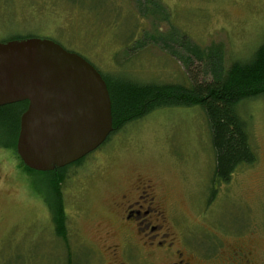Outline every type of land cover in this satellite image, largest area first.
Listing matches in <instances>:
<instances>
[{
    "label": "rangeland",
    "instance_id": "obj_1",
    "mask_svg": "<svg viewBox=\"0 0 264 264\" xmlns=\"http://www.w3.org/2000/svg\"><path fill=\"white\" fill-rule=\"evenodd\" d=\"M135 1L142 3L0 0V42L51 40L108 78L188 85L176 58L152 45L138 53L132 49L131 40L143 31L153 34L155 25L138 13ZM153 1L164 7L168 21L158 23L159 33L173 27V36L202 49L220 46L225 66L247 59L263 41L264 0ZM151 9L145 4L143 13ZM193 68H199L197 81L203 80L202 67L193 63L190 75ZM236 111L256 160L237 167L226 182L214 180V151L199 107L158 109L110 134L79 166L67 169L60 238L47 204V179L26 172L13 150L0 147V264H146L143 256L150 255L142 253L132 233L126 239L114 229L113 220V203L138 179L158 188L177 243L186 244L185 239L205 251L208 245L239 243L231 234L249 233V242H242L251 245L255 263L264 264V95L240 102ZM0 132V141H6Z\"/></svg>",
    "mask_w": 264,
    "mask_h": 264
},
{
    "label": "trees",
    "instance_id": "obj_2",
    "mask_svg": "<svg viewBox=\"0 0 264 264\" xmlns=\"http://www.w3.org/2000/svg\"><path fill=\"white\" fill-rule=\"evenodd\" d=\"M145 4L152 6L149 13H143ZM135 8L143 17L152 18V25L153 21L155 25H153V34L143 31L138 40L130 39L133 42L134 52L138 50L141 52L150 45L160 48L168 56L182 63L189 81L188 85L144 83L123 75L108 78L99 73L105 81L110 98L113 128L111 134L158 109L199 107L206 117L214 151V180L228 181L237 167L252 165L256 160L250 148L246 125L238 116L236 106L240 102L264 95V37L250 57L225 66L220 46L211 45L202 49L187 38L173 36L175 31L172 30L173 27H170L164 35L159 33L156 26L159 22L167 21L163 13L165 9L160 4L157 5L153 0H142V3L135 1ZM21 39L28 38H13L9 41ZM193 63H198V66L202 67L203 80L197 81L195 78L199 68L196 70L193 68L190 75V67ZM26 107L27 102L0 107V131L4 132L3 136L6 140L0 141V147L13 150V155L20 162L22 169L47 179L49 188L47 204L56 236L60 238L65 234L66 222L61 186L66 179L69 166L55 172L38 173L22 164L16 154L15 144L20 115ZM81 161L72 165L79 166Z\"/></svg>",
    "mask_w": 264,
    "mask_h": 264
},
{
    "label": "water",
    "instance_id": "obj_3",
    "mask_svg": "<svg viewBox=\"0 0 264 264\" xmlns=\"http://www.w3.org/2000/svg\"><path fill=\"white\" fill-rule=\"evenodd\" d=\"M22 102L27 107L15 149L34 172H55L80 161L113 131L101 75L51 40L0 42V107Z\"/></svg>",
    "mask_w": 264,
    "mask_h": 264
},
{
    "label": "flooded vegetation",
    "instance_id": "obj_4",
    "mask_svg": "<svg viewBox=\"0 0 264 264\" xmlns=\"http://www.w3.org/2000/svg\"><path fill=\"white\" fill-rule=\"evenodd\" d=\"M157 190L149 181L134 180L113 203L114 229H120L126 239H131V233L134 235L142 253L150 255L143 256L146 264H157L158 261L162 264H256L251 245L242 242H249L252 237L249 233L231 234L239 243L231 246L208 245L205 251L196 249L185 239L186 244L177 243L169 227L168 206L159 199ZM62 207L65 215L63 204ZM221 236L223 234H219L220 239Z\"/></svg>",
    "mask_w": 264,
    "mask_h": 264
}]
</instances>
